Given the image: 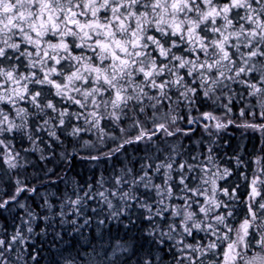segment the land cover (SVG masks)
<instances>
[{
    "label": "snow or ice",
    "instance_id": "1",
    "mask_svg": "<svg viewBox=\"0 0 264 264\" xmlns=\"http://www.w3.org/2000/svg\"><path fill=\"white\" fill-rule=\"evenodd\" d=\"M0 221V264H264V0H0Z\"/></svg>",
    "mask_w": 264,
    "mask_h": 264
},
{
    "label": "trees",
    "instance_id": "2",
    "mask_svg": "<svg viewBox=\"0 0 264 264\" xmlns=\"http://www.w3.org/2000/svg\"><path fill=\"white\" fill-rule=\"evenodd\" d=\"M221 144L224 145V147L221 148V152H227L229 155H233L235 152H239L245 162H249L250 158L254 156L255 154H257V149L259 147L258 141L254 137L242 138L238 130L231 129V128L228 130L227 133L222 134ZM227 166L233 168L234 170V175L228 179L227 183L229 184L241 183L242 184L243 181L241 180L239 176V172L242 171V169H236L234 161L228 162ZM49 167H51V165H49ZM90 167L91 166L87 164V162L82 163L79 160H77L75 161L74 172L80 173V177L78 178L87 179L91 175ZM53 179H55V177H53ZM57 188L62 189L63 185H56V186L48 185L47 188H42L41 191L42 192H45V191L54 192L56 191ZM29 203H31V201H29ZM37 231H39V227L37 228ZM111 235L113 237V241H115L116 239L127 240L129 239L131 235H133V233H128L127 235H125V231L122 227L119 229H117L116 227H112ZM36 243L40 246L45 247L46 251L44 255H47L48 254L47 245L41 244L39 237H37Z\"/></svg>",
    "mask_w": 264,
    "mask_h": 264
}]
</instances>
